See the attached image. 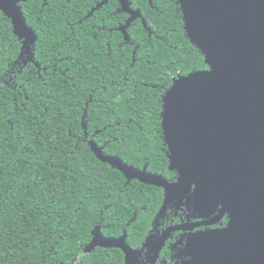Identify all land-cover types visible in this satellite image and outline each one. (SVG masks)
<instances>
[{"label":"trees","instance_id":"trees-1","mask_svg":"<svg viewBox=\"0 0 264 264\" xmlns=\"http://www.w3.org/2000/svg\"><path fill=\"white\" fill-rule=\"evenodd\" d=\"M28 0L0 8V264H124L84 249L96 227L138 247L162 188L96 157L173 180L161 128L172 80L208 69L177 0Z\"/></svg>","mask_w":264,"mask_h":264},{"label":"water","instance_id":"water-1","mask_svg":"<svg viewBox=\"0 0 264 264\" xmlns=\"http://www.w3.org/2000/svg\"><path fill=\"white\" fill-rule=\"evenodd\" d=\"M26 1L0 0L19 32L18 3ZM118 2L130 15L125 27L140 18L129 0ZM177 3L187 36L208 67L178 75L163 97L168 168L178 173V182L170 184L146 167L138 170L102 155L94 143L91 148L127 179L164 188L165 202L174 191L195 183L200 208L220 202L221 210H228L226 229L200 233L189 242L191 264H264V0ZM97 246L120 249L125 264L137 256L126 243V232L105 238L96 227L84 253Z\"/></svg>","mask_w":264,"mask_h":264},{"label":"flooded vegetation","instance_id":"flooded-vegetation-1","mask_svg":"<svg viewBox=\"0 0 264 264\" xmlns=\"http://www.w3.org/2000/svg\"><path fill=\"white\" fill-rule=\"evenodd\" d=\"M173 173V180H166L170 184L178 182V173ZM162 190V204L140 245L131 246L126 234L127 245L137 253L136 259L129 264H191L189 242L200 233L224 230L228 226L230 214L227 209L221 210L220 202L214 207L204 205L200 208L197 184L189 188L184 185L174 191L167 202L165 189ZM123 256L125 264L124 253Z\"/></svg>","mask_w":264,"mask_h":264}]
</instances>
